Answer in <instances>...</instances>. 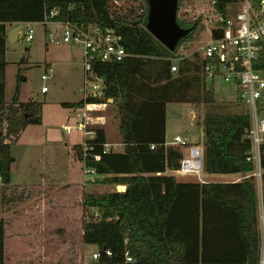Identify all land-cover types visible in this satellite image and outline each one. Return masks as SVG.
Here are the masks:
<instances>
[{"label":"trees","instance_id":"16d2710c","mask_svg":"<svg viewBox=\"0 0 264 264\" xmlns=\"http://www.w3.org/2000/svg\"><path fill=\"white\" fill-rule=\"evenodd\" d=\"M243 1L216 0V7L222 13H234ZM110 3L111 0H0L3 183L11 182L12 145L27 126L42 123L43 111L40 103L19 100L21 85L26 81L22 67L18 69L12 105L7 106L8 27L51 21L78 28L98 24L104 29H114L133 57L115 63L92 62L94 74L103 82L104 97L67 104L81 110L86 105L107 104L112 100L124 146L122 152L105 153L106 133L99 128L93 130L95 139L84 141L89 150L85 152L81 145L74 147L77 159L106 177L104 183L126 186L124 192L84 195L87 215L83 242L96 246L101 253L94 264H258L260 213L255 179L251 176L254 167L247 160L251 150L245 136L251 125L248 110L234 114L216 106L215 93L203 76L204 60L197 53L191 56L180 53L181 47L193 39L194 32L171 52L146 29L148 12L142 1L137 8L132 4L116 12ZM55 9L58 15L51 18ZM186 24L197 27L194 23ZM178 56L182 59L178 71L173 73L172 60ZM261 59L264 61V48ZM26 62L23 57L19 64ZM168 104L207 108L201 123L207 174L248 177L238 183H201L180 182L174 175H167L180 170L184 156L181 148L166 145ZM95 156H100V160L96 161ZM262 168L264 223V154ZM92 211L100 214L99 220L88 216ZM5 239V222L1 220L0 264H5ZM127 253L134 263L126 262Z\"/></svg>","mask_w":264,"mask_h":264},{"label":"rangeland","instance_id":"374dc122","mask_svg":"<svg viewBox=\"0 0 264 264\" xmlns=\"http://www.w3.org/2000/svg\"><path fill=\"white\" fill-rule=\"evenodd\" d=\"M116 1L119 3V9L128 5L132 6V4L137 8L141 1L148 9L145 0ZM205 2L206 0H181L179 10H190L191 12L186 18L187 22L197 25L192 35L193 39L180 49V53L183 55L189 56L195 53L207 41L205 26L201 20L197 19L199 11L206 4ZM110 4L113 6L114 0H111ZM240 8L242 7H238L233 12H237ZM179 10L178 24L188 27L181 18ZM16 25L18 24L10 25L8 31ZM48 29V32L55 33L58 43H47V32L41 25L35 26L33 41L26 40V29L24 28L17 42H7L5 88L7 106L12 105L18 69L22 67L26 81L20 88V102L40 103L43 106V111L42 123L27 126L12 145L11 152L15 158L11 166L13 186H8L0 181V221L3 220L6 225L5 264H94L92 252L80 251L82 243L77 239L79 230L76 227H71L72 238L74 237L72 242L64 245L62 243L64 231L61 226H56L55 222L50 219L46 222L42 220L41 223L38 221L34 208L39 197L45 195L53 197L51 194H44L45 191L64 198L72 190L81 188L82 184H86L85 182L89 180V177L83 173L84 163L77 159L74 151V147L77 145H81L85 149L84 139L85 137L90 138L73 130V124L79 121L77 114L81 112L85 117L88 130L104 129L108 152L124 150L119 132V118L116 108L112 104L113 101L81 110L67 106V104L77 103L86 97L81 91L87 78L83 67L84 49L81 46L62 42V26L50 25ZM23 57H26L27 62L20 65L19 62ZM50 68L52 69L51 78L48 81H42V75L46 74ZM43 86L49 88L47 94L41 93ZM209 87L215 93L217 107L224 108L225 111L234 114L249 109L239 98L234 85L218 82L209 84ZM190 111L191 115H189ZM166 113L167 141L169 143L179 135L182 138H187L191 144L203 145L204 131L201 123L207 113L205 106L196 108L188 104H168ZM67 128L73 130L71 134H67ZM184 151L188 155V149H184ZM171 174L172 172H168V175ZM175 174L180 182L218 181L216 178L223 177L210 175L213 178H208L205 169L199 177H184L178 173ZM105 178L104 176L99 177L95 181L87 183L86 190L97 194L113 191L123 192L122 189H118V186L104 183ZM49 209L51 210V208ZM85 215H87L86 211L84 218ZM90 215L99 220L100 214L96 211L90 212L88 216ZM36 225H40L38 228L40 231L43 227L47 232V239L43 241L42 245L39 240L35 241V235L32 238L27 237L28 233L36 232ZM259 229L262 251L264 249V223L261 218ZM18 231L24 234L23 240H18L20 242L16 240Z\"/></svg>","mask_w":264,"mask_h":264},{"label":"built area","instance_id":"2783aa9c","mask_svg":"<svg viewBox=\"0 0 264 264\" xmlns=\"http://www.w3.org/2000/svg\"><path fill=\"white\" fill-rule=\"evenodd\" d=\"M181 3V0H180ZM203 9L199 11L198 20H201L205 26L207 41L195 52L204 60L203 76L209 84L218 82L230 83L238 91L239 98L249 107L251 125L246 131V138L251 143V150L248 162L254 167L251 176L256 183H262V147L264 146V61L261 59V51L264 48V0H244L241 7L234 13H222L216 7V0H206ZM119 3L114 0L112 11H119ZM180 9V4H179ZM148 12V10L146 9ZM141 10V13H144ZM191 11L188 9L179 10L180 16L186 23L187 15ZM58 15V10L51 12V18ZM59 25L63 27L62 42L66 44L81 46L84 49V71L86 73L85 86L81 89L86 98L104 97L103 82L92 70V62L101 63L122 62L130 55L124 44L123 37L114 29H104L98 24H92L85 28H78L67 23L45 21L41 26ZM196 25V23H194ZM36 24H24L26 29V40L31 42L35 37ZM195 31V30H194ZM22 33V32H21ZM192 35V34H191ZM46 36V35H45ZM58 43L54 32H47V43ZM194 54V53H192ZM190 54L189 56H191ZM186 56V55H184ZM182 57L172 60L171 71H178V63ZM260 66L261 68H257ZM52 69L42 75V81H48L51 78ZM49 88L43 86L42 94H47ZM84 95V96H85ZM112 101V100H109ZM97 105H86L85 108L96 107ZM78 122L73 124V130L89 136L84 140H93L96 134L93 130H88L85 117L82 113L77 114ZM70 128L66 129L67 134H71ZM108 145H105V147ZM168 146V145H167ZM169 146H175L188 149V155L183 152L180 170L176 171L181 176H200L204 171V146L191 144L187 138L176 136ZM104 147V148H105ZM88 146L85 144L84 151ZM108 152L107 147L104 150ZM86 154V153H85ZM86 156V155H85ZM96 161L100 156H95ZM83 173L89 180V184L95 181L100 175L96 170L84 165ZM0 181H3L0 177ZM119 188L123 186H118ZM126 187V186H125ZM111 255L110 251H106ZM101 256L98 251L92 254V258L97 261ZM126 262L134 263L132 257L126 254ZM258 264H264V249L260 251Z\"/></svg>","mask_w":264,"mask_h":264},{"label":"crops","instance_id":"0c3cea01","mask_svg":"<svg viewBox=\"0 0 264 264\" xmlns=\"http://www.w3.org/2000/svg\"><path fill=\"white\" fill-rule=\"evenodd\" d=\"M39 25H40V23H36V26H39ZM50 25H52V24L44 26V31L48 32V30H49L48 27ZM8 43H9V41H8ZM8 43H7V45H8ZM191 111H190L189 115L192 114ZM193 114H194V112H193ZM177 136H179V135H177ZM167 137L168 136H167V127H166V145L169 146L171 142L169 143L167 141ZM183 152L185 153L184 150H183ZM71 160H73V159H71ZM74 160H75V158H74ZM14 161H15V158H14ZM166 174L168 175V172ZM171 175L176 176L175 172L174 173L172 172ZM206 176L208 178H213V177H210V174H206ZM221 176H223V177H219V178L214 177L218 181H201V183H238V182H242L243 180H245L248 177V175L246 176L244 174H231V175H221ZM100 177H103V176H100ZM255 184H256V188H257L260 218L263 219L262 183L259 184V183L255 182ZM6 185L13 186L12 174H11L10 184H6ZM85 186L86 185L83 183L81 188H75L74 190H72L70 192L69 195L65 196L64 198H59L56 194L48 193V191H45L44 194H51L53 197L55 196L54 199H52L53 197H48L47 195H45L44 197H39V199L35 203L36 206L34 209H35V212L37 213L38 221H41V223H42V220H45V222H46V220L50 219L52 222L53 221L55 222L56 226H61V229L64 231V233H63L64 235H63V239H62V243L64 245H68L69 243L72 242L74 237L72 238L71 227L72 228L76 227L79 230L78 235H77V239H78V241L80 240L82 243V246L80 247V251L92 252V254H93L94 252L97 251V247L93 246V245H86L83 242V234H84L83 223H84V213H85V207L83 204V200H84V195L87 193H90L86 190L87 186L86 187ZM47 188H50V187H47ZM41 195H43V194H41ZM49 208H51V210ZM5 227H6V225H5ZM39 227H40V225H36V227H35L37 229L36 232L34 234L28 233L27 237L32 238L35 235L34 236L35 241L39 240L40 244L42 245L43 241H45L47 239V237H46L47 232H46V229L43 227H42V231H40L38 229ZM5 233H6V228H5ZM23 238H24V234H22V232L18 231L16 233L17 242H20L18 240H23ZM5 245H6V241H5Z\"/></svg>","mask_w":264,"mask_h":264},{"label":"water","instance_id":"95a60500","mask_svg":"<svg viewBox=\"0 0 264 264\" xmlns=\"http://www.w3.org/2000/svg\"><path fill=\"white\" fill-rule=\"evenodd\" d=\"M148 5L146 29L169 51L175 52L177 47L195 30V27H182L177 22L180 0H145ZM24 24H18L8 32V41L17 42ZM123 192L126 187L121 188Z\"/></svg>","mask_w":264,"mask_h":264}]
</instances>
